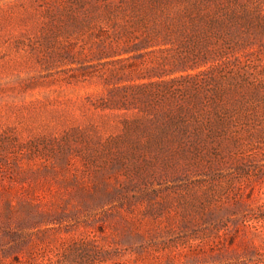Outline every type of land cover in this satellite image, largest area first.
<instances>
[{
    "label": "rangeland",
    "instance_id": "rangeland-1",
    "mask_svg": "<svg viewBox=\"0 0 264 264\" xmlns=\"http://www.w3.org/2000/svg\"><path fill=\"white\" fill-rule=\"evenodd\" d=\"M0 264H264V0H0Z\"/></svg>",
    "mask_w": 264,
    "mask_h": 264
}]
</instances>
